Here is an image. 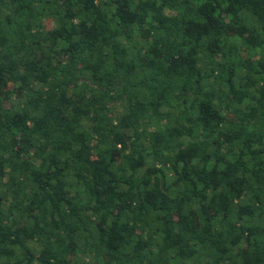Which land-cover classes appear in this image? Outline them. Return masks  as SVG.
I'll return each instance as SVG.
<instances>
[{"label":"trees","instance_id":"16d2710c","mask_svg":"<svg viewBox=\"0 0 264 264\" xmlns=\"http://www.w3.org/2000/svg\"><path fill=\"white\" fill-rule=\"evenodd\" d=\"M0 264H264V0H0Z\"/></svg>","mask_w":264,"mask_h":264}]
</instances>
